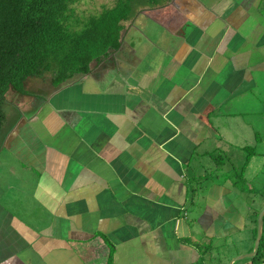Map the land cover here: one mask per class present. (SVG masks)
I'll use <instances>...</instances> for the list:
<instances>
[{
	"label": "crops",
	"instance_id": "0c3cea01",
	"mask_svg": "<svg viewBox=\"0 0 264 264\" xmlns=\"http://www.w3.org/2000/svg\"><path fill=\"white\" fill-rule=\"evenodd\" d=\"M121 41L1 131L0 264H230L253 248L254 209L212 172L231 148L264 156V0L143 5Z\"/></svg>",
	"mask_w": 264,
	"mask_h": 264
},
{
	"label": "trees",
	"instance_id": "16d2710c",
	"mask_svg": "<svg viewBox=\"0 0 264 264\" xmlns=\"http://www.w3.org/2000/svg\"><path fill=\"white\" fill-rule=\"evenodd\" d=\"M79 1L0 0V134L9 91L44 99L29 89L30 79H41L45 91L55 89L91 73L120 48L124 23L138 0H117L83 19L75 14ZM145 1L159 5L169 0ZM259 209L253 210L255 223ZM249 260L264 263V215L259 247Z\"/></svg>",
	"mask_w": 264,
	"mask_h": 264
},
{
	"label": "rangeland",
	"instance_id": "374dc122",
	"mask_svg": "<svg viewBox=\"0 0 264 264\" xmlns=\"http://www.w3.org/2000/svg\"><path fill=\"white\" fill-rule=\"evenodd\" d=\"M116 1L117 0H80L75 4V14L78 18L83 19L90 14H98L103 9L113 6ZM146 4L147 2L145 0H138L136 4L133 5V9ZM28 87L32 92L40 94H46L47 92L49 93V91H51V89L47 91L42 89L44 86L41 79H30V81L28 82ZM26 100L27 99L25 98V96L16 94L12 91H9L6 94V103L3 106L6 113V122L2 127V132L15 118V113H19L18 106L22 105V102H25ZM263 126L264 122L261 127L263 128ZM261 132L264 133L263 130H261ZM257 151H261L264 153V134L263 142L261 144H258L256 153ZM229 152H231V154L233 155L231 159H227V157L225 156L215 158L218 168H213V177L218 182H222L225 179H228V181L226 182L227 186L234 187H232L233 193L231 197L235 199L243 212H247L249 214V211L247 209L249 205H251L253 209L260 208V211L262 205L264 204V156H253L255 152H253V149L244 151V156L240 157L237 155V150H235L234 148H231L228 153ZM9 154L10 153L6 151L0 153V184H3L4 182V178L1 177L3 174V170L7 169L8 166L14 167V164L10 162L12 157H10ZM246 163L247 166L245 165ZM240 189H245V191L243 193L241 192L240 196L235 195V193L239 194ZM242 236L244 235L242 234ZM241 238L242 237L240 236L239 239ZM229 248L232 250L234 247L231 244L229 245ZM219 253L220 250H215L213 252L214 258H217ZM244 260H248V258H245Z\"/></svg>",
	"mask_w": 264,
	"mask_h": 264
},
{
	"label": "water",
	"instance_id": "95a60500",
	"mask_svg": "<svg viewBox=\"0 0 264 264\" xmlns=\"http://www.w3.org/2000/svg\"><path fill=\"white\" fill-rule=\"evenodd\" d=\"M263 215H264V206L261 208V210L258 212V216H257V224H256V235H255V239H254V245L253 248L246 252L243 253L241 255H238L236 257H234L231 261L230 264L233 261L239 260V259H243V258H249L252 257L256 254L258 247H259V243H260V239H261V235H262V229H263Z\"/></svg>",
	"mask_w": 264,
	"mask_h": 264
}]
</instances>
